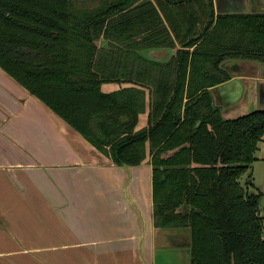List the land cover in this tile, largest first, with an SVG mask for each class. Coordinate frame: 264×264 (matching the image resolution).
<instances>
[{
	"label": "trees",
	"instance_id": "1",
	"mask_svg": "<svg viewBox=\"0 0 264 264\" xmlns=\"http://www.w3.org/2000/svg\"><path fill=\"white\" fill-rule=\"evenodd\" d=\"M160 48L175 52L140 54ZM237 61L264 65V12L216 13L213 0H0V69L112 164L149 157L153 226L189 235V264H264L261 193L240 182L253 185L264 110L227 118L212 94L243 71ZM108 82L121 87L101 92Z\"/></svg>",
	"mask_w": 264,
	"mask_h": 264
},
{
	"label": "crops",
	"instance_id": "2",
	"mask_svg": "<svg viewBox=\"0 0 264 264\" xmlns=\"http://www.w3.org/2000/svg\"><path fill=\"white\" fill-rule=\"evenodd\" d=\"M245 5L246 13L264 12V0ZM174 52L149 57L168 61ZM257 68L213 87L227 118L239 116L229 117L232 104L258 108L264 66ZM216 91L224 93L219 104ZM144 113L148 119L147 102ZM151 176L149 157L112 164L0 69V264H178L189 235L153 226Z\"/></svg>",
	"mask_w": 264,
	"mask_h": 264
},
{
	"label": "rangeland",
	"instance_id": "3",
	"mask_svg": "<svg viewBox=\"0 0 264 264\" xmlns=\"http://www.w3.org/2000/svg\"><path fill=\"white\" fill-rule=\"evenodd\" d=\"M215 4H216L215 5L216 10L219 12H222V13H226L229 11L230 12L240 11L243 13L249 12V8L245 5V0H215ZM234 63L235 64L239 63V65L242 66V70H243L242 73H245L247 75L248 74L254 75L258 71L257 67H258L259 63L248 62V61L245 63H241V61H237ZM234 63L230 62L229 65L234 64ZM261 65H263V64H261ZM111 86L116 87L115 83L108 82V83L102 84L100 87V90L102 92L103 90H105V88H108ZM117 87L120 89V85H118ZM260 90H261L260 91L261 92V101L258 103V108H257V106L255 107V110H257V109L258 110H264V90L262 88H260ZM215 94L218 97L216 103L219 104L218 101H220L221 99L223 100V97H224L223 94L224 93H223V91H216ZM227 101H229V103L230 102H238L235 97H233V98L231 97V99L228 98ZM220 103L221 104H219V106H222V104H224L223 101ZM235 105L236 104H232L230 107H226V109L231 110L232 107L234 108ZM248 109H250V108H248ZM248 109H244V110L248 111ZM242 110H243V107L239 108L238 110H235V113L231 111L229 113V117L247 114ZM223 114H224V112H223ZM146 119H147V117H146L145 113L139 114L137 125L135 128L136 129H139V128L141 129L142 127L144 128V125L146 124ZM31 131L32 130L29 131L28 135L31 139H33V135L35 133H31ZM258 145H259V149L255 153L256 160L254 161V163L250 167L251 178L247 179V182L248 183L253 182V185L246 186V180H245L246 176L241 177L240 182L244 188L247 187V191H249V192L251 191V192H255V193H257V192L261 193V200L259 202V213L262 216H264V141L260 142ZM168 230L174 231V229H168ZM168 235H171V234H166V236H168ZM159 259H160V256H159ZM189 260H190L189 249L182 248V252L180 254L178 264H189ZM170 264H174V261L171 260Z\"/></svg>",
	"mask_w": 264,
	"mask_h": 264
},
{
	"label": "water",
	"instance_id": "4",
	"mask_svg": "<svg viewBox=\"0 0 264 264\" xmlns=\"http://www.w3.org/2000/svg\"><path fill=\"white\" fill-rule=\"evenodd\" d=\"M217 13H222V12H219V11H217ZM160 50H164V49H162V48H160V49H143L142 51H141V55H143L144 57H148V58H150L151 60H154V61H157V62H160V61H162V60H158L156 57H149V54L150 55H152V53H155V54H157ZM249 91V90H248ZM248 91L247 92H245L246 94H245V96L246 97H248L247 95H248ZM243 105H244V102L242 103H238V104H236L235 106H234V108L232 107V109H236V110H238L239 108H242L243 107ZM255 109H253V110H249L248 109V111H245L244 110V108H243V110L242 111H244V112H246L247 114H249V112H251V111H254Z\"/></svg>",
	"mask_w": 264,
	"mask_h": 264
},
{
	"label": "flooded vegetation",
	"instance_id": "5",
	"mask_svg": "<svg viewBox=\"0 0 264 264\" xmlns=\"http://www.w3.org/2000/svg\"><path fill=\"white\" fill-rule=\"evenodd\" d=\"M217 105V104H216ZM219 106V105H218ZM220 107V106H219ZM221 108V107H220Z\"/></svg>",
	"mask_w": 264,
	"mask_h": 264
}]
</instances>
